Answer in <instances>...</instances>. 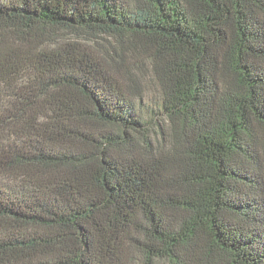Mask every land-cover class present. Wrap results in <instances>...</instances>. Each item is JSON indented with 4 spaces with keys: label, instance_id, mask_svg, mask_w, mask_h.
Returning a JSON list of instances; mask_svg holds the SVG:
<instances>
[{
    "label": "trees",
    "instance_id": "1",
    "mask_svg": "<svg viewBox=\"0 0 264 264\" xmlns=\"http://www.w3.org/2000/svg\"><path fill=\"white\" fill-rule=\"evenodd\" d=\"M0 264H264V0H0Z\"/></svg>",
    "mask_w": 264,
    "mask_h": 264
},
{
    "label": "rangeland",
    "instance_id": "2",
    "mask_svg": "<svg viewBox=\"0 0 264 264\" xmlns=\"http://www.w3.org/2000/svg\"><path fill=\"white\" fill-rule=\"evenodd\" d=\"M147 95H152V93L149 92Z\"/></svg>",
    "mask_w": 264,
    "mask_h": 264
}]
</instances>
